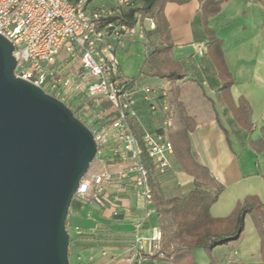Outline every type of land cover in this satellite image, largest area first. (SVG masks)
<instances>
[{
    "label": "crops",
    "instance_id": "crops-1",
    "mask_svg": "<svg viewBox=\"0 0 264 264\" xmlns=\"http://www.w3.org/2000/svg\"><path fill=\"white\" fill-rule=\"evenodd\" d=\"M98 1L90 7L107 4L105 0ZM163 15L168 24L171 55L184 74L175 85L178 100L192 122L188 129L191 155L223 186L210 206V214L226 217L245 196L254 195L262 204L264 218V148L258 149L257 145L264 129V0H221L218 11L207 16L198 0L183 4L167 2ZM211 36L219 42L229 76L219 74L212 49L205 46L203 54L197 51V44H206ZM134 40L137 39L128 37L123 50ZM142 42L147 45L145 56L151 46L162 44L153 30L146 32V40ZM127 78H135L134 130H156L160 125L159 114L149 110L145 90L167 92L171 85L165 79L140 73ZM241 99L249 107L248 122L235 113ZM153 102L159 105L156 98ZM93 163L97 167L91 174L105 166L112 173V181L101 194L103 206L91 202L92 189L85 198L74 196L77 200L71 201L66 218V227L73 228L68 247L72 255L70 264H134L129 258L135 223L143 211L142 202L135 196L131 179L118 177L120 164L112 154L107 153L103 160L98 158ZM155 182L164 200L183 196L195 186L194 178L183 172L173 154L170 168L158 175ZM155 216L142 224L139 231L142 236H151L152 227L157 225ZM260 239L252 219L246 215L244 228L236 240L209 253L195 248L193 259L197 264L210 261L262 264ZM153 264L173 263L155 259Z\"/></svg>",
    "mask_w": 264,
    "mask_h": 264
},
{
    "label": "built area",
    "instance_id": "built-area-1",
    "mask_svg": "<svg viewBox=\"0 0 264 264\" xmlns=\"http://www.w3.org/2000/svg\"><path fill=\"white\" fill-rule=\"evenodd\" d=\"M92 1L0 0V34L14 47L15 76L76 111L95 140L93 162L110 153L119 161L118 177L131 179L143 211L135 223L129 259L134 264H153L161 230L154 225L150 237L139 231L155 214L149 180L155 182L170 168L173 147L167 131L172 113L168 111L166 90L146 89L144 98L150 101L149 110L159 114L160 125L154 131L142 130L139 139L135 136L132 118L136 114V87L121 72L115 53L125 48L128 37L145 41L155 21L136 15L133 25L108 20L133 7L136 0H105V6L94 8L90 7ZM196 48L203 54L204 42ZM73 95L78 98H71ZM143 152L149 160L147 167L141 161ZM111 181L112 173L103 166L79 181L75 196L85 198L92 189L91 202L103 206L101 194Z\"/></svg>",
    "mask_w": 264,
    "mask_h": 264
},
{
    "label": "water",
    "instance_id": "water-1",
    "mask_svg": "<svg viewBox=\"0 0 264 264\" xmlns=\"http://www.w3.org/2000/svg\"><path fill=\"white\" fill-rule=\"evenodd\" d=\"M0 34V264H70L66 218L96 154L61 100L16 77Z\"/></svg>",
    "mask_w": 264,
    "mask_h": 264
},
{
    "label": "trees",
    "instance_id": "trees-1",
    "mask_svg": "<svg viewBox=\"0 0 264 264\" xmlns=\"http://www.w3.org/2000/svg\"><path fill=\"white\" fill-rule=\"evenodd\" d=\"M191 0H136L133 7L122 10L108 18L114 22H126L133 25L136 17L140 19L153 18L156 34L161 40L160 46H151L147 52L141 67L140 74L149 77L165 79L171 85L166 92L168 111L172 113V124L168 128V137L172 143L173 155L183 170L195 180L192 187L183 196H173L164 200L157 183L149 180L151 186L153 204L157 226L161 230L158 254L153 257L156 260H169L173 264H197L193 259L192 251L202 248L211 252L213 248L236 240L244 228V218L249 215L260 236L262 264H264V218L262 204L254 195H248L238 202L232 212L226 217L216 218L210 214V206L216 201L223 186L210 174L209 170L198 164L192 157L188 142V129L192 122L182 103L178 100V87L175 82L184 77L180 65L173 60L171 55V44L169 41L168 24L163 15V6L167 2L183 4ZM204 15L216 13L221 0H198ZM136 15V17H135ZM205 46L212 49L211 56L221 76H229L225 66L219 42L214 37H209ZM133 83L135 78L132 79ZM230 82V78H229ZM67 105V104H66ZM75 116L76 111L72 109ZM236 115L248 122L249 107L245 100H240ZM241 118V119H242ZM248 129L250 125L247 124ZM139 139L140 132L134 130ZM258 149L264 148V129L258 140ZM141 161L147 167L149 160L145 153L141 154ZM92 165V163H91ZM90 165V168H91ZM90 168L88 170L89 175ZM77 198L73 197V200ZM67 228V227H66ZM69 247V246H68ZM68 249V257H69ZM209 264H214L212 261Z\"/></svg>",
    "mask_w": 264,
    "mask_h": 264
},
{
    "label": "rangeland",
    "instance_id": "rangeland-1",
    "mask_svg": "<svg viewBox=\"0 0 264 264\" xmlns=\"http://www.w3.org/2000/svg\"><path fill=\"white\" fill-rule=\"evenodd\" d=\"M99 1L93 0L90 6H95ZM147 48V45L144 44L141 40H134L133 43L128 47L127 50H117L115 53L116 59L119 63V66L122 70V73L127 77L136 76L139 73V69L142 61L145 58L144 50ZM84 99H79L78 102H82ZM97 166L92 162L90 168V174ZM69 236L73 235V228H67ZM69 261L72 262V255H69Z\"/></svg>",
    "mask_w": 264,
    "mask_h": 264
}]
</instances>
